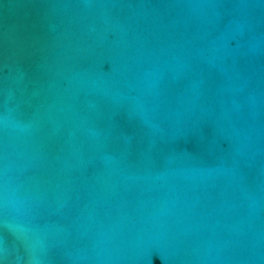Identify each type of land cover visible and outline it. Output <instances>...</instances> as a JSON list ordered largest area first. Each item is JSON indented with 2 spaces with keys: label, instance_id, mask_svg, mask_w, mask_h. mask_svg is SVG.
<instances>
[{
  "label": "water",
  "instance_id": "1",
  "mask_svg": "<svg viewBox=\"0 0 264 264\" xmlns=\"http://www.w3.org/2000/svg\"><path fill=\"white\" fill-rule=\"evenodd\" d=\"M0 264H264V0H0Z\"/></svg>",
  "mask_w": 264,
  "mask_h": 264
}]
</instances>
